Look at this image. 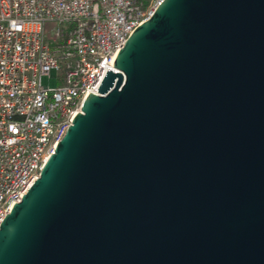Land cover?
I'll list each match as a JSON object with an SVG mask.
<instances>
[{"label":"water","instance_id":"1","mask_svg":"<svg viewBox=\"0 0 264 264\" xmlns=\"http://www.w3.org/2000/svg\"><path fill=\"white\" fill-rule=\"evenodd\" d=\"M113 64L0 264H264V0H161Z\"/></svg>","mask_w":264,"mask_h":264},{"label":"built area","instance_id":"2","mask_svg":"<svg viewBox=\"0 0 264 264\" xmlns=\"http://www.w3.org/2000/svg\"><path fill=\"white\" fill-rule=\"evenodd\" d=\"M160 1L0 0V221Z\"/></svg>","mask_w":264,"mask_h":264},{"label":"rangeland","instance_id":"3","mask_svg":"<svg viewBox=\"0 0 264 264\" xmlns=\"http://www.w3.org/2000/svg\"><path fill=\"white\" fill-rule=\"evenodd\" d=\"M42 82L44 84H47L49 86H54L56 84V77H55V72L51 71L50 76H43L42 77Z\"/></svg>","mask_w":264,"mask_h":264}]
</instances>
